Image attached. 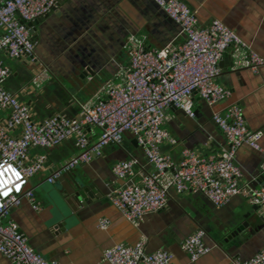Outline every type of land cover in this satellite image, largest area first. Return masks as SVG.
Masks as SVG:
<instances>
[{"label": "crops", "instance_id": "crops-1", "mask_svg": "<svg viewBox=\"0 0 264 264\" xmlns=\"http://www.w3.org/2000/svg\"><path fill=\"white\" fill-rule=\"evenodd\" d=\"M182 1L195 12L198 25L222 22L263 59V64L255 73L236 67L231 50L226 49L218 63L217 81L231 91L230 96L212 107L194 97L193 118L168 108L164 128L176 143L163 142L161 151L174 162L182 148L200 156L220 154L227 143L211 114L232 103L241 106L250 130L262 132L259 143L264 147V0ZM31 23L36 60L9 58L4 53L0 60L10 70L5 88L29 106L36 121L54 114L77 118L78 102L94 98L104 81L127 64L124 45L129 36L142 37L150 48L184 38L178 25L153 0H58L54 9ZM39 71H44L46 78L40 87H34L29 82ZM4 114L0 113V118ZM84 132L94 142L99 130L87 127ZM77 153L73 137L53 148H30L29 155L45 156L43 169L31 176L26 186L40 208L33 209L22 199L4 218L15 222L30 246L46 259L57 264H106L105 249L142 239L147 252L168 251L173 264H229L230 257L247 260L264 247V206L253 210L254 205L240 196L214 206L200 193L170 189L162 210L144 215L135 226L130 224L112 205L110 196L154 169L128 133L120 145L107 144L97 157L72 168L80 183L76 189L83 191L82 198L76 199L73 180L64 173L63 164ZM131 157L137 160L133 175L124 180L115 177L112 165ZM234 163L242 170L240 182L250 184L261 168V155L242 145ZM101 218L109 222L105 229L97 227ZM239 226L242 230L232 234ZM196 230L204 232L203 243L209 251L190 261L179 243ZM0 264L12 263L0 254Z\"/></svg>", "mask_w": 264, "mask_h": 264}, {"label": "built area", "instance_id": "built-area-1", "mask_svg": "<svg viewBox=\"0 0 264 264\" xmlns=\"http://www.w3.org/2000/svg\"><path fill=\"white\" fill-rule=\"evenodd\" d=\"M153 1L178 25L183 40L150 48L142 37L129 36L124 45L127 64L104 81L94 98L78 102L77 118L54 114L41 121L34 120L29 106L5 88L10 70L0 60V113L6 112L0 118V254L12 264H57L35 251L17 224L4 218L9 208L18 206L22 199L33 209L40 208L26 186L28 179L43 169L45 156H31L29 149L53 148L72 137L78 153L65 161V170L97 157L107 144L120 145L125 133L133 137L154 172L115 189L110 201L134 226L144 215L165 207L170 189L200 193L214 206L225 204L232 196H240L257 208L264 206V187L254 188L248 182H240L242 170L234 163L236 150L245 145L260 153L264 170V147L259 143L262 132L248 128L240 105L232 103L212 111L211 118L227 143L220 154L200 156L182 148L174 162L160 149L163 142L176 143L164 128L168 108L180 109L193 118L194 97L212 107L230 96L231 91L217 81L218 63L226 49L231 50L236 67H247L253 73L263 59L222 22L213 20L205 26L198 25L195 12L182 0ZM57 2L0 0V53L34 62V42L27 23L47 14ZM45 78V72L39 71L29 83L40 87ZM87 127L99 130L94 142L85 135ZM135 164L137 160L133 157L120 160L112 165L111 171L119 179H129ZM108 223L101 218L97 227L105 229ZM203 236L202 230H196L180 241V248L190 261L209 251ZM103 260L106 264H173L168 251L147 252L142 239L105 249ZM229 264H264V247L247 260L230 257Z\"/></svg>", "mask_w": 264, "mask_h": 264}, {"label": "water", "instance_id": "water-1", "mask_svg": "<svg viewBox=\"0 0 264 264\" xmlns=\"http://www.w3.org/2000/svg\"><path fill=\"white\" fill-rule=\"evenodd\" d=\"M31 22H28L27 23V26H31ZM178 111H181L180 109H178ZM182 112V111H181ZM183 113V112H182ZM185 115V114H184ZM61 171V170H60ZM59 172V171H58ZM64 173H69V175L71 176L72 180H73V183H74V196L76 199L78 198H82L83 196V191L80 190V189H76L80 186V183H79V178L76 177V175L74 174V172H72V169H68L66 171H64ZM253 180L251 181L250 185L253 186L254 188H256L258 185L264 187V170H262L261 168L257 169L256 170V173L253 175ZM253 210H256L257 209V206H253L252 207ZM246 225L244 224L243 225V228L245 227ZM242 230V227L239 226L237 228H235L233 231H232V234H237L239 233L240 231Z\"/></svg>", "mask_w": 264, "mask_h": 264}]
</instances>
